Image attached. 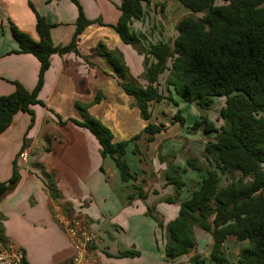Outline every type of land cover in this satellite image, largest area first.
Returning <instances> with one entry per match:
<instances>
[{
  "label": "crops",
  "instance_id": "crops-1",
  "mask_svg": "<svg viewBox=\"0 0 264 264\" xmlns=\"http://www.w3.org/2000/svg\"><path fill=\"white\" fill-rule=\"evenodd\" d=\"M76 1L92 24L79 35L75 52L50 56L38 93L42 105L31 107L33 115L16 113L0 133V184L12 177L15 182L13 190L0 198V241L22 250L26 264H63L73 255L67 234L58 224L60 218H67L96 235L91 254L96 264H190L191 257L198 258L199 264H213L211 237L195 226L196 246L188 255L173 260L165 255L166 227L190 196L183 195L187 175L201 171L191 170L186 165L189 160L180 168L176 159H170L176 151L168 147L150 148L157 137L168 134L166 125L152 141L146 135L134 139L146 123L141 125L133 99L123 92L101 55L117 50L130 76L139 86L146 85L141 77V48L123 44L112 28L120 16L121 0ZM77 16L71 0H0V97L13 93L14 83L32 91L38 78V60L18 53L12 27L37 41L36 21L43 18L51 26L52 47L58 49L71 43ZM137 25L140 28L136 22L131 29L147 34V24L145 30ZM158 82L161 85L160 78ZM76 104L85 111L80 112ZM83 114L105 126L113 142H127L123 159L134 180L121 181L114 162L101 158L95 137L69 121H82ZM152 116L149 122L155 123ZM173 137L160 141L169 143ZM21 152L27 153L24 159L19 157ZM170 166L179 170L171 173ZM172 180L182 184L176 188ZM148 209L159 215L163 229H157L146 215ZM196 235L201 237L200 245ZM245 244L230 237L222 250L230 260L234 252L237 258ZM131 251L137 255H121Z\"/></svg>",
  "mask_w": 264,
  "mask_h": 264
},
{
  "label": "trees",
  "instance_id": "trees-1",
  "mask_svg": "<svg viewBox=\"0 0 264 264\" xmlns=\"http://www.w3.org/2000/svg\"><path fill=\"white\" fill-rule=\"evenodd\" d=\"M78 16L71 43L63 48H53L50 39L51 26L43 18H37L33 41L28 35L12 27L18 43V53L31 54L39 62V72L32 91L14 83L13 93L0 97V133L12 122L18 112L33 115L31 107L42 105L38 93L43 77L49 68L52 54L75 52L76 42L83 30L92 24L76 0ZM153 0H121L117 23L112 26L125 45H138L144 56L142 77L146 85L141 87L133 79L123 62L120 52L104 51L102 56L112 66L113 73L123 92L131 97L140 118L146 123L139 139L146 135L152 141L164 125L150 123L153 104L166 101L195 106L207 111L215 99H223L218 110L222 125L218 128L202 114L188 128L179 110L172 121L189 131H201L209 140L204 145L206 168H200L194 160L187 166L204 173L190 196L179 205L178 216L166 227L168 244L165 255L176 259L188 255L196 246L192 226L211 237L209 259L213 264H264V0H176L191 14L206 13L202 19L192 16L181 18L173 40L148 42L147 34L136 33L132 25L143 22ZM164 76V91L158 82ZM80 112L85 109L76 104ZM56 118L59 119L57 116ZM92 134L100 146L101 158L109 157L119 172L121 181L134 180L124 161L127 142L115 143L111 132L99 121L83 114L82 121L69 120ZM179 169L170 166L169 172ZM170 174V173H169ZM240 174L247 182L230 181L221 186V178ZM178 188L182 182L172 180ZM15 182L12 177L0 184V198L11 192ZM146 215L163 229L157 213L148 209ZM245 242L235 261L227 258L222 250L228 238ZM123 257L136 256V252H124ZM190 264H199L191 257Z\"/></svg>",
  "mask_w": 264,
  "mask_h": 264
},
{
  "label": "rangeland",
  "instance_id": "rangeland-1",
  "mask_svg": "<svg viewBox=\"0 0 264 264\" xmlns=\"http://www.w3.org/2000/svg\"><path fill=\"white\" fill-rule=\"evenodd\" d=\"M215 4L220 5L222 4V1L216 0ZM205 14H206L205 12L199 13V14H191L188 11H186L176 0H154L152 1L149 7L148 16L143 20V22H140V28L145 30L146 29L145 24H147L148 29H146V33L148 37V42L156 43L158 40H162V41L170 43L176 34L177 23L181 18L186 17V16H192L195 19H202ZM137 28L140 29L139 26ZM110 67L113 72V68L111 65ZM164 76L165 75H163L160 79L161 81L160 88L162 91H164V88H165L164 81H163ZM187 105L184 103H178L177 106H173L166 101L160 105H155V104L152 105L151 114H153L152 118H155L154 124L166 125L167 128H169V131H168V134L162 135L163 137L161 136L157 137L155 140V143L150 145V148L154 147V149L158 151V149H161V148L163 149L164 147H168L172 151H176L175 156L170 159L172 161L176 159L175 161L176 163L179 164L178 166L180 168L185 167L184 162H186V160H194L195 164L199 165L200 168H206L207 163L205 161L203 149H204L205 143L207 142V140H209L210 137H208L207 135H204L201 131L193 132V131H189L187 128L193 122L197 121L200 118L201 114L205 116L209 121L213 122L216 128L221 126L222 121L219 119L218 110L224 105V100L215 99L214 103L207 111H199L195 106L193 105L187 106ZM176 110H179L181 115L186 120L187 128L186 127L180 128L178 127L177 123H174L172 121V116L175 114ZM143 123L144 122L141 119V125ZM170 123L176 124L175 127L170 126ZM177 127L179 129H177ZM143 129H144V126L140 131L141 133ZM169 136H171V138L174 136L171 142L169 143L163 142L167 140L160 141V139L169 138ZM144 148L147 149L148 147L141 146V149H144ZM203 175H204L203 172H198V173L196 172V173H191V174L189 173L187 175L188 183H187V187H185L183 191L184 197H188L190 195L191 191L193 190L194 184L199 182L200 179L203 177ZM231 180L237 181V182L241 181L242 183L248 181L247 178L242 179L240 174H234L232 177H228V176L222 177L220 185L225 186L228 183H230ZM263 193H264V190H263ZM156 227L157 229H159L157 226V223H156ZM195 229L197 230V228ZM200 238H201L200 236L196 235V240L199 243V245L200 243H202L200 241ZM203 247L205 248L204 245ZM232 256L231 257L235 259L236 252H234V255ZM231 257H230V260H232Z\"/></svg>",
  "mask_w": 264,
  "mask_h": 264
},
{
  "label": "built area",
  "instance_id": "built-area-1",
  "mask_svg": "<svg viewBox=\"0 0 264 264\" xmlns=\"http://www.w3.org/2000/svg\"><path fill=\"white\" fill-rule=\"evenodd\" d=\"M26 155V152H21L19 157L24 159ZM58 224L67 234L73 248L72 257L63 264H96L91 255L97 243L96 235L73 219L60 218ZM0 264H26L23 251L0 241Z\"/></svg>",
  "mask_w": 264,
  "mask_h": 264
}]
</instances>
